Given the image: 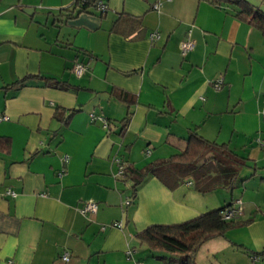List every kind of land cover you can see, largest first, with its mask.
<instances>
[{"label":"crops","instance_id":"0c3cea01","mask_svg":"<svg viewBox=\"0 0 264 264\" xmlns=\"http://www.w3.org/2000/svg\"><path fill=\"white\" fill-rule=\"evenodd\" d=\"M75 1L0 0V138L9 140L0 149V264H146L139 253L127 256L135 233L237 199L238 219L251 221L220 245L241 246L230 251L232 264H264L249 255L264 248L263 33L227 3L104 0L101 14L93 5L78 12ZM188 32L195 45L182 57ZM190 131L245 158L234 187L203 193L191 179L168 187L149 175L126 204L130 181L115 176L114 159L142 168L182 151ZM90 200L96 212L82 213Z\"/></svg>","mask_w":264,"mask_h":264},{"label":"trees","instance_id":"16d2710c","mask_svg":"<svg viewBox=\"0 0 264 264\" xmlns=\"http://www.w3.org/2000/svg\"><path fill=\"white\" fill-rule=\"evenodd\" d=\"M209 1L217 5L220 3L233 5L236 8L235 16L237 18L256 27L264 35V10L248 0ZM73 5L79 7L78 12L85 11L89 5L96 8L95 0L84 3L76 0ZM31 77L34 76L29 75L18 79L7 87L18 85ZM54 83L60 88L68 86L59 81ZM117 94L120 99L129 104L134 102L131 96L124 91H118ZM130 114L128 111L119 120L120 133L126 128ZM54 116L64 120V113L60 109H55ZM107 128L108 130L112 128L111 122L108 120ZM8 145L7 138H0V149L6 150ZM245 165V158L231 150L227 144L207 140L195 131H190L182 151L167 158L152 161L139 169L126 164L122 178L130 181L128 196L130 204L135 199L136 188L149 175L155 176L168 187H174L186 179H191L198 190L205 193L219 187L231 190L239 179L240 170ZM232 205L234 206L235 203H229L177 224H151L135 233L134 237L140 245L153 252L156 258H165L166 253L176 254L179 257L178 264H196V253L206 240L217 236L224 237L229 229L251 221V219L239 220L240 214L231 219L223 218V211ZM234 246L241 247L235 243ZM249 255L264 259V248L259 252H251Z\"/></svg>","mask_w":264,"mask_h":264},{"label":"built area","instance_id":"2783aa9c","mask_svg":"<svg viewBox=\"0 0 264 264\" xmlns=\"http://www.w3.org/2000/svg\"><path fill=\"white\" fill-rule=\"evenodd\" d=\"M95 2H96V9L100 13H104L108 10L107 3L104 0H95ZM159 6H160V2L158 1L153 5L152 8L155 10H158ZM149 38L151 40H156L159 38V33L157 31H153L149 34ZM194 45H195V40L190 37L189 32H188L187 36L180 42V45H179L180 55L182 57L186 56V54L194 47ZM85 69H86L85 65L79 61L75 62L73 67H72V71L76 76H81L84 73ZM221 83H222V79L220 77V78L213 81V86L215 88H220ZM260 114L264 118V105L260 110ZM0 118H6V117L1 116ZM90 119L92 121L99 120V121H101L103 127H107V120L102 116L90 114ZM66 160H67L66 156H64L63 161H66ZM114 162L116 163L115 176L116 177H123L124 176V166H125L124 163L121 161V159L119 157H116L114 159ZM61 173H62V171L59 172V174H61ZM6 193L8 195H11V196L14 195V192L10 189H8L6 191ZM234 203H235L234 206L232 205L223 211V218L231 219V218L236 217L237 215H239L241 213L240 200L237 199L234 201ZM126 204H129V198L126 200ZM96 210H97V203L95 201H91V200L90 201H84L82 206H81V209H80V211L82 213H88V212L95 213ZM114 225L117 227H122V223L120 221L115 222ZM126 253H127V256L129 258H132L133 254L135 253V249L133 247H131L126 251ZM62 258L64 260H67L69 258L68 253L65 252L62 255ZM253 258L256 259L255 256H253L252 259ZM134 264H144V263L142 261H135L134 260Z\"/></svg>","mask_w":264,"mask_h":264},{"label":"rangeland","instance_id":"374dc122","mask_svg":"<svg viewBox=\"0 0 264 264\" xmlns=\"http://www.w3.org/2000/svg\"><path fill=\"white\" fill-rule=\"evenodd\" d=\"M250 3L255 5L256 7L264 10V0H248ZM252 168V167H251ZM250 167L244 169V171L247 170V172L251 173ZM264 172V167L261 168ZM128 192V190H127ZM221 236L213 237L208 240H206L199 248L198 252L196 253L195 261L196 264H232L234 261L235 256L230 252L231 250L234 251V249H238L235 247L234 249L232 247H229L228 249H222L221 243H222ZM133 247L135 249V253H139L141 255V258L145 260L146 264H178V255L176 254H169L166 253L165 258H156L154 255L149 253V250L145 247L139 244L136 238L133 240ZM191 264V263H190Z\"/></svg>","mask_w":264,"mask_h":264}]
</instances>
